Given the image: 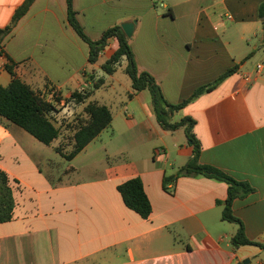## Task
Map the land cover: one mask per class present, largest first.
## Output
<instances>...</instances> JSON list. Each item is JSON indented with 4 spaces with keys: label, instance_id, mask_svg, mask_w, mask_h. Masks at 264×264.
Segmentation results:
<instances>
[{
    "label": "crops",
    "instance_id": "crops-1",
    "mask_svg": "<svg viewBox=\"0 0 264 264\" xmlns=\"http://www.w3.org/2000/svg\"><path fill=\"white\" fill-rule=\"evenodd\" d=\"M26 0H0V29ZM264 0H74L85 32L98 40L111 27L137 21L129 39L139 70L151 73L166 99L178 104L228 70L236 72L171 118L196 121L200 163L254 192L233 202L251 241L234 248L239 225L224 221L226 182L177 175L193 156L185 129L160 124L149 90L132 97V83L116 97V74L102 65L119 47L111 38L94 64L90 48L71 27L66 0H35L3 41L0 83L16 76L55 102V119L73 122L87 104L66 102L75 90L94 91L113 120L74 159L61 134L44 145L0 116V170L11 180L13 218L0 223V264H264ZM227 18L230 22H220ZM221 23L222 28L219 27ZM94 77V78H92ZM86 116V114H85ZM76 132V131H75ZM62 165V169H60ZM140 178L152 204L143 218L118 190ZM222 203V204H221Z\"/></svg>",
    "mask_w": 264,
    "mask_h": 264
},
{
    "label": "trees",
    "instance_id": "trees-1",
    "mask_svg": "<svg viewBox=\"0 0 264 264\" xmlns=\"http://www.w3.org/2000/svg\"><path fill=\"white\" fill-rule=\"evenodd\" d=\"M66 1L68 20L71 27L89 45V62L91 64L96 63L100 54L108 47L111 38L118 39L119 47L112 57L102 65L103 71L107 75H114L122 66L123 61L126 60L125 73L132 81L133 90V93L129 96L132 97L139 92L149 90L153 97L158 120L163 128L168 130L185 129L189 143L193 147V156L179 170L177 175L165 178V188L169 189V185L173 184L181 176L204 175L226 182L229 185V190L227 200L224 203L222 218L224 221L239 225V230L232 239L233 247L239 248L247 245L263 246L258 242L248 239L243 222L233 212V202L235 199L254 192V188L246 182L236 180L216 167L200 163L202 147L200 141L194 134L196 121L193 118L184 117L177 122L171 121L175 113L185 108L199 96L213 91L227 77L235 73L236 68L228 70L213 83L199 87L190 98L183 102L178 104L170 103L166 99L162 87L155 77L147 71L141 72L139 70L130 40L124 34L121 26L111 27L104 32L100 39L93 40L87 35L77 18L74 0ZM34 2L35 0H26L15 11L11 23L0 29L1 55L5 53L3 50L4 39L13 32L18 22L29 12ZM259 17L263 21L264 26V2L259 7ZM6 67L13 78L7 86H3L0 83V116L27 131L40 143L51 145L61 134L60 127L57 125L55 119V114L58 112L56 103L60 99L57 98L55 101L45 99L34 91L30 85L16 76L13 65L8 64ZM104 82V79L101 78L96 81L92 90H75L72 92L71 97L66 99V102H73L77 105L87 104L84 109L87 118L81 120L77 127L73 137V150L67 154L62 152V148H56L57 152L62 153L67 160L74 159L89 143L109 128L112 123L113 116L110 108L104 104H100L98 101H90L94 91L104 85ZM118 190L128 208L134 210L143 218H148L151 215L153 210L152 204L140 178H133L124 182L118 187ZM14 207L15 198L11 187V180L5 171L0 170V223L12 220Z\"/></svg>",
    "mask_w": 264,
    "mask_h": 264
},
{
    "label": "rangeland",
    "instance_id": "rangeland-1",
    "mask_svg": "<svg viewBox=\"0 0 264 264\" xmlns=\"http://www.w3.org/2000/svg\"><path fill=\"white\" fill-rule=\"evenodd\" d=\"M220 22L223 23H229L230 21L225 18L222 19ZM219 27L222 28L221 23H219ZM127 65V61L124 60L122 66L119 68L116 77L119 81L120 85L118 86V93H116L117 99H119V95L123 94L126 90V87L129 86V83H132L130 77L125 73V67ZM92 101L100 100V95L96 94ZM79 114L76 115V119L73 122H64V120L56 119L57 125L60 127L61 131V140L59 142L60 148H62L63 153H70L73 150L74 147V141L73 137L75 134V131L77 130V127L81 120H85L87 116H85V112H78ZM62 165H60V169H62Z\"/></svg>",
    "mask_w": 264,
    "mask_h": 264
},
{
    "label": "water",
    "instance_id": "water-1",
    "mask_svg": "<svg viewBox=\"0 0 264 264\" xmlns=\"http://www.w3.org/2000/svg\"><path fill=\"white\" fill-rule=\"evenodd\" d=\"M136 24L137 21L124 22L123 24H121V28L128 39H130L133 36ZM250 263L251 260L247 259L245 261L239 262L238 264H250Z\"/></svg>",
    "mask_w": 264,
    "mask_h": 264
},
{
    "label": "built area",
    "instance_id": "built-area-1",
    "mask_svg": "<svg viewBox=\"0 0 264 264\" xmlns=\"http://www.w3.org/2000/svg\"><path fill=\"white\" fill-rule=\"evenodd\" d=\"M1 55V54H0ZM6 67V66H5ZM263 68H264V65L263 64H259L258 66H257V73H259V72H261L262 70H263Z\"/></svg>",
    "mask_w": 264,
    "mask_h": 264
}]
</instances>
